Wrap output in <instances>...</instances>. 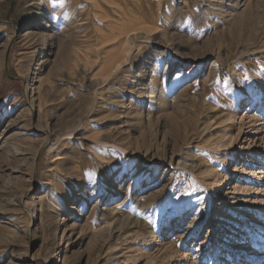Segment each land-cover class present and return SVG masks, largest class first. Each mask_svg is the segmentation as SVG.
Instances as JSON below:
<instances>
[{
    "label": "rangeland",
    "instance_id": "obj_1",
    "mask_svg": "<svg viewBox=\"0 0 264 264\" xmlns=\"http://www.w3.org/2000/svg\"><path fill=\"white\" fill-rule=\"evenodd\" d=\"M260 234L264 0H0V264H264Z\"/></svg>",
    "mask_w": 264,
    "mask_h": 264
},
{
    "label": "bare ground",
    "instance_id": "obj_2",
    "mask_svg": "<svg viewBox=\"0 0 264 264\" xmlns=\"http://www.w3.org/2000/svg\"><path fill=\"white\" fill-rule=\"evenodd\" d=\"M36 4V3H35ZM36 6H40V3H37V5ZM33 15H34V8L33 9H31L30 10V12L28 13V19L29 20H32L33 19ZM36 22L34 23V24H36V23H38V24H41V20H35ZM29 26V25H28ZM49 38H50V36H49V34L48 33H42V35H41V37L38 39V42H37V48L35 49V50H33V52H32V54H31V58L32 59H34L35 60V62H34V66H37V65H39V63H37L38 61H39V59H40V57L47 51V47H48V44H49ZM40 65H41V63H40ZM34 70V68L32 67L31 69H30V71L31 70ZM31 80V79H30ZM32 80L30 81V84H32ZM32 87V86H31ZM26 89L28 90V89H30V86H26ZM241 104H242V106H246V104H245V101H242V102H240ZM131 108V107H130ZM122 117V116H121ZM112 127H114V126H112ZM112 129V128H111ZM231 181V178H224L223 179V181L221 182L222 183V187H221V183L214 189V191L215 192H219V194L218 195H220L221 193V190L225 187V191H227V189L229 188V182ZM37 199L38 198H36L35 196H32V199L30 200V203L28 204V207H29V205H31V207L33 208V213H32V215H31V217L30 218H33V220L35 221L38 217H39V208H38V205H37ZM25 206V205H24ZM26 208H27V205L25 206ZM63 220H62V222H60L59 224H57L56 225V227L59 229L60 228V226L62 225V228L63 227H65V225H66V222H67V220H64V218H62ZM32 222V221H31ZM35 225H39L38 223L37 224H32L31 226H30V224H29V226H30V228L31 227H33V226H35ZM38 227V226H37ZM29 230V229H28ZM36 230V229H35ZM37 231V230H36ZM63 231V230H62ZM32 232V231H31ZM66 232V231H65ZM64 232V233H65ZM64 235V234H63ZM245 234H243V236H244ZM63 237V236H62ZM264 238V234H260V235H258V236H256V238H255V241L254 242H258V241H260L261 239H263ZM156 243H157V240H156ZM65 246V244H64V239L61 241V246ZM256 254H257V256H256V258H261V257H263V255H264V250H259V251H257L256 252ZM60 253H59V251L56 253V255L54 256L53 255V257H52V260H51V262H52V264H57V260H61V258H60ZM246 262H248V264H249V260H247ZM255 263H257V264H262V261H259V262H256V261H254L252 264H255Z\"/></svg>",
    "mask_w": 264,
    "mask_h": 264
}]
</instances>
